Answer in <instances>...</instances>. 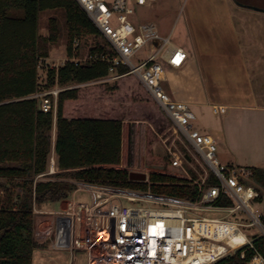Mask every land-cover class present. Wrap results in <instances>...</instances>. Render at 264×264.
<instances>
[{
    "label": "trees",
    "instance_id": "1",
    "mask_svg": "<svg viewBox=\"0 0 264 264\" xmlns=\"http://www.w3.org/2000/svg\"><path fill=\"white\" fill-rule=\"evenodd\" d=\"M47 10L64 13L66 50L71 56L75 43L86 52L114 55L101 32L76 0H0V264H33L35 250L48 240L37 237L34 199L43 203L71 197L78 182L125 187L181 198L195 196L189 181L152 171L148 181L130 179L122 163L123 121H149L158 132L170 121L147 89L133 74L114 81L93 82L110 74V63L49 68L40 79L41 59L48 58L62 37L56 16H50L46 34L40 32V14ZM119 73L127 67L118 68ZM70 85L58 95L56 121L52 112L38 108L37 91ZM56 128L53 142V129ZM151 129L145 150L148 168H169V156L156 152ZM58 171L46 173L52 150ZM251 181L264 192V167H250ZM264 256V237L255 239ZM254 250L242 259L240 252L214 264H248Z\"/></svg>",
    "mask_w": 264,
    "mask_h": 264
},
{
    "label": "built area",
    "instance_id": "2",
    "mask_svg": "<svg viewBox=\"0 0 264 264\" xmlns=\"http://www.w3.org/2000/svg\"><path fill=\"white\" fill-rule=\"evenodd\" d=\"M76 1L114 55L97 50L78 55L77 42L73 55L61 57L52 65L48 64L49 57L42 58L41 63L53 69L68 62L110 63V74L93 82L114 81L128 74L136 76L189 150L181 147L178 151L170 150L169 167L179 170L180 178L193 184L195 196L181 198L150 189L78 182L73 196L63 200L59 210H43L34 199L35 214L53 215L46 228L37 229V237L48 240L53 250L86 252L87 264H214L237 252L245 259L250 249L255 253L248 264H264V256L254 245L256 238L264 237V192L252 183L249 167L220 160L214 136L196 128L195 112L166 90L165 64L178 68L185 63L188 53L172 43L171 35L163 36L154 23L137 20V7L156 0ZM122 65L127 67V72L121 74L118 68ZM73 86L78 85L57 84L30 97L36 98L38 105L41 103L40 110L52 112L56 121L59 92ZM214 111L225 113L226 107L215 106ZM126 122L123 121V132ZM123 157L122 136V162ZM121 167L127 168L122 163ZM57 171L53 147L47 172L37 178ZM156 171L171 175L167 169ZM144 173L143 181H148L150 173ZM80 191L90 192L92 200L76 199L74 194ZM3 195L0 190V198ZM253 227L261 232L259 236L256 233L248 236L243 230Z\"/></svg>",
    "mask_w": 264,
    "mask_h": 264
},
{
    "label": "crops",
    "instance_id": "3",
    "mask_svg": "<svg viewBox=\"0 0 264 264\" xmlns=\"http://www.w3.org/2000/svg\"><path fill=\"white\" fill-rule=\"evenodd\" d=\"M172 2L161 0V10L173 9ZM262 9L235 0H182L177 15L184 39L178 46L186 50L188 57L178 68L165 64L166 70L173 73L171 83L166 73V90L195 112L196 128L214 136L218 150L223 151L220 160L249 168L264 167ZM139 22L150 21L143 18ZM215 106L226 107V112L216 113ZM44 252L68 256L43 261ZM76 252L53 250L49 243L35 250L33 264H74Z\"/></svg>",
    "mask_w": 264,
    "mask_h": 264
},
{
    "label": "rangeland",
    "instance_id": "4",
    "mask_svg": "<svg viewBox=\"0 0 264 264\" xmlns=\"http://www.w3.org/2000/svg\"><path fill=\"white\" fill-rule=\"evenodd\" d=\"M160 1L161 0L153 2L148 6L137 7L136 18L138 17V21L144 18L150 22H154V24H156V26L158 27L159 32L163 36H168L170 31L173 30L171 41L172 43L179 45L181 44V41L184 39L183 34L181 33L182 24L179 21V17L177 15L178 9H179V3L182 0H173L172 6H174L173 8L174 10L173 9L161 10L163 8L160 7ZM235 2L252 3L254 6H259L261 8H264V0H235ZM50 16L57 17L60 28L62 30V37L59 43L52 48V51L48 59V64L52 65L58 62L59 59H62L61 57L65 58L69 56V54L67 53V50L65 48L66 46V43H65L66 22H65V16L63 12L53 11V10H47V11L42 12L40 14V19H39L40 32L42 34H46L47 24H48V20ZM76 51L78 55H82L87 51V46L84 45L83 43H80ZM48 64L44 63V65H46V68L40 69V79L45 78ZM166 73L169 76L168 83H171L173 80V77L171 76V74L173 73L169 69L166 70ZM125 120H127L128 123L127 122L124 123V132H123L124 157H123L122 164L126 166L129 171L151 173L155 169L163 170L160 168H148L145 165V161H144L145 160V150H146L149 129L152 130L154 137H155L153 146L156 152L168 155L170 154V150L178 151L179 149L181 150V148H183L184 151L189 152V150L182 145L183 144L181 141L182 137L178 135L170 125L164 131L158 132L154 128V126L147 120L135 119V118H125L124 121ZM54 132L55 131L53 129V140L55 136L54 134H56ZM222 152L223 151L221 149L218 150V156L219 155L223 156ZM193 161L198 166H200V164H198L196 160H193ZM200 168L202 171L203 168L201 166ZM167 171L170 172L171 175H175L176 177L180 178L179 170L169 167ZM74 195H75V198L78 200L89 201V202L92 200L91 193L88 191H80ZM61 202L59 201V202L43 203L40 206V208L43 210H59L61 209L62 205H64ZM135 204H143V203H135ZM210 216H220V214H211ZM52 219H53V215H50V214L37 215L36 217L37 229H38V225L40 224V222L43 221L42 222L43 224H41L39 229L43 230L44 228H46L48 224H50ZM243 230L248 234V236H252V233H256L259 236L261 233L256 227L249 228V229H243ZM43 256L44 257L41 260L46 261L49 257H57L58 259H66V256L68 255L67 253L63 254V253H57V252H44ZM51 264H55V263H51ZM74 264H87L86 252L77 251L75 255Z\"/></svg>",
    "mask_w": 264,
    "mask_h": 264
},
{
    "label": "water",
    "instance_id": "5",
    "mask_svg": "<svg viewBox=\"0 0 264 264\" xmlns=\"http://www.w3.org/2000/svg\"><path fill=\"white\" fill-rule=\"evenodd\" d=\"M264 10V9H262ZM41 103H39L38 108L40 109ZM130 179L131 180H137V181H143L146 179V173L144 172H136V171H131L130 172Z\"/></svg>",
    "mask_w": 264,
    "mask_h": 264
}]
</instances>
